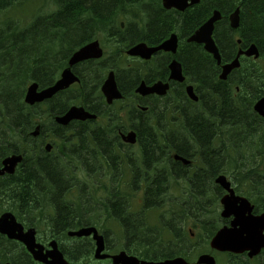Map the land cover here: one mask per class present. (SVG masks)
<instances>
[{
	"label": "flooded vegetation",
	"instance_id": "1",
	"mask_svg": "<svg viewBox=\"0 0 264 264\" xmlns=\"http://www.w3.org/2000/svg\"><path fill=\"white\" fill-rule=\"evenodd\" d=\"M226 1L229 3L227 6H225ZM242 1L243 0H199L197 4L189 5L185 9H183V11H178L173 8L170 10L165 9L162 3L163 0H152L145 7L155 10L157 13L158 17L155 19V21L157 22V26L159 27V36L155 33V30L153 28L154 25H151L152 17H150L147 24L143 23L144 25L143 27H141L143 28V31H139L138 29L136 30V32L139 34V38H141L142 41L135 40V43L131 46L137 43H144L148 47H156L161 44L162 41L171 36V34L173 33L169 30L171 27L177 28L178 26L182 29L181 32H178L177 34L179 46L175 55L172 53L157 52L149 61H143L140 58L136 57H128V55L126 54L125 43L129 42L130 39V27L135 26L139 28V26H137L136 24L128 25L124 21H115L112 19H95L73 22L75 23V25L72 27V29L76 26L77 22H79L77 27H79L81 24L90 25L91 27L87 28L86 34H83L81 36L77 35L78 38L71 43L73 44V46H70V49H75L72 51V53L78 50L82 44L85 45L93 41H98L104 52V59L102 61L88 60L72 66V73L80 80V84L72 86L74 90V104L78 107H83L86 111L95 113L99 116H104L108 112L109 119L111 118V112H113L114 114H117L120 122H126L129 125H113V131L106 133V137L101 139L104 143L102 145H98L96 142H91V139H93V133H90L92 135V138L90 140H87L83 147H79L78 145L76 146L75 161L77 164H75L74 167L81 168L83 171L86 170L87 172L92 170L95 174L97 173L98 179L92 181L85 179L60 181L62 185L58 186L63 188L58 189L60 190V193L64 191L65 187H67L68 189L65 190V192H71L72 194L62 196L60 198V195L55 196L51 194V196L53 197H50V199H52L53 202L58 200L57 198H59L63 202L61 206L62 212L47 213L45 228L43 230L36 229L35 241L43 248V254H47L48 252H50L53 246H56L57 250L63 256V259L67 264H113L112 258L114 256H117L121 252H124L129 257L134 256L138 260H146L132 255L127 247L128 243H124L121 246L119 240L115 235L117 227L120 226L128 228L133 226L138 228L139 225L146 227L148 225V221L145 219V213L147 211L146 209L148 208L146 203H159V195L148 196L145 194L146 186H155L157 188L156 192H159V153H163L164 150H166L162 147L165 136H161V132H159V128L161 130L166 128V126L161 125L160 127L159 122L162 123L166 120L165 112L168 107L171 105L173 114L172 118L176 120L173 122V124L176 125V129L180 130V133L176 135L175 138H179L182 135H188L185 130L186 127L185 125H183L184 116L190 114L194 115V113H196L197 111L200 112L202 110V107H200L199 104L201 102V98L206 95L204 93L199 94L196 89V84L198 83L200 88L210 87L211 77H207L208 70L205 67V65H209L208 62L210 61V58L203 51V46L189 44L188 39L196 30H198V28H200L206 21L211 18L212 13L215 10L221 13V21L215 24L214 34L217 28H224L225 26L230 25L229 16L236 10H239L240 22H243V19L245 20V18L244 15L242 16V8H244V6H242ZM217 2H219L222 6L213 8V4H216ZM246 2V5L250 6L249 8H253L252 11L249 10V14H255V16L253 17L254 22L258 19V13L262 11L264 1L261 2V0H246ZM107 17L110 18L112 17V15L108 13ZM116 27L119 28L116 29ZM164 27H168V30L166 31ZM41 38L43 40H46L47 44L55 43L59 45L63 41L68 42L67 40L71 39V36H44ZM252 39H249L247 42H250ZM236 40L238 39L236 38ZM32 50L33 54L34 51L37 50V47H35L34 44ZM195 50H197V52ZM117 51H121L122 66H124L122 67V69L119 68L120 71L118 72L113 69L115 66V59L119 54V52ZM226 51L227 49H221L220 54L223 60L226 58L225 56H223ZM238 51L239 48L236 50V53ZM202 53L204 58L201 56ZM196 59H199L198 64L195 63ZM174 60L182 66V74L184 77L183 82L170 80L169 65ZM186 60L188 61V63L184 65L185 63L183 62H186ZM243 60H249V58H242L241 62H243ZM100 69H102L104 72H102V76H100ZM203 69H206L205 76L201 74V70ZM110 71L114 72L117 88L121 93L122 98L119 101L116 100L113 101L110 105H107L101 93V88L107 74ZM245 71L251 72L248 74L250 76H253L255 74V71L252 70ZM126 73H129L130 75L128 77H125L124 74ZM233 73L235 76H244L237 70H234L230 75H232ZM30 74V76L32 77V83H36V80L41 84L44 82L39 77H36L35 62L33 59ZM59 75L54 81L58 80ZM158 82L169 85V92L166 96L160 97L155 94H150L145 95L144 97H139L135 93V90L141 84H145L147 87H151ZM189 85L193 86L196 93L195 95L199 99L198 101H193L187 96L186 87ZM49 86L51 85L46 84V87L43 88H47ZM40 88L41 87H39L38 85L39 90L43 89ZM215 90L218 94L214 93V97L210 98L211 104H213V102H217L220 99H223V96H225L226 90L223 91L221 86L215 87ZM235 91H239L238 87L236 86ZM168 96L172 97V99H169ZM260 97L258 95L255 102ZM229 102L233 104L232 99L227 101L228 104ZM48 103L53 104L55 106V109H57L58 107L66 106V91L57 94L56 97L48 101ZM143 103L145 105L152 103V111L155 112V116L150 117L148 121H153L156 131H146V118L139 116L137 113V109L144 106ZM51 111L52 110L50 109L48 115H50ZM80 123L86 124V122L75 121L71 123L70 127H74L76 125H79ZM131 131L135 133V143L127 144L123 141L122 136ZM67 136L68 134L66 133L64 137L66 138ZM70 136L72 137L74 135L70 134ZM77 136L78 134H76V137ZM214 136L216 135L214 134ZM52 138L55 137L50 132L44 134L42 136L43 140L41 141V143H39L40 147L43 148V146L48 142H52ZM159 141H161L160 146ZM89 142L91 143L87 148V144ZM53 143L57 144L55 141H53ZM103 148L111 149V153L115 156L117 154V176L114 173V169H112L110 174H105L107 166L104 162L103 156L109 157L111 155L105 154L103 152ZM62 150L65 151V149L63 148ZM148 153H150L151 155L154 154V157L151 158L155 162L154 167L147 168L148 156H146V154ZM43 159L50 160L52 159V157L44 156ZM98 160L102 162L101 165L98 163ZM33 161H35L36 163H33ZM31 162L34 169L40 170V167L42 165L39 164L36 157H33L31 159ZM70 163L73 162L70 161ZM98 167H100V169H98ZM109 167H111V165ZM206 167L208 168V165H206ZM106 171H109V169ZM40 172L42 171L40 170ZM186 172L191 171L187 170ZM205 174H207L209 178L210 173ZM187 176L188 174H184L185 180H187ZM39 177L41 176L39 175ZM33 178L37 180L36 175H33ZM89 182L94 188H97L98 194L100 193V190L98 188L100 186H117L120 188H134V195L106 196L97 194L90 196L78 194L83 193V188L88 186ZM40 183H44V185L48 189L52 187V192H57L52 181L43 179L39 182V184ZM66 184L69 187L66 186ZM58 186L56 187V189L58 188ZM38 187L39 189H35L42 192L43 188L41 186ZM175 198L177 200L197 199L199 201H203L206 199L205 196H185ZM50 199L48 197L45 200L50 201ZM157 207L159 208V205ZM136 209H138L139 211L136 212ZM201 225V223H198L197 227ZM83 228H94L97 232V235L101 237V240L94 239L93 235L81 238L69 236V233L77 232ZM198 234L199 230H194V232H192V230H189L188 236L181 235L179 239L175 238L173 242L175 246L184 247L186 256H184L183 258L191 264H194L197 260V257L203 253L213 255L216 259H218V253L212 251L209 252V250L204 251L203 249L200 250L205 246L203 244L205 243L206 236L202 238V235ZM195 236H198V238L202 240V245H195L194 243H190V240ZM9 242L14 246L19 245L14 241ZM2 247L3 245L1 242L0 250L2 249ZM101 247L102 252L100 256H106V258L95 259V252L98 248ZM196 251L204 252H202L201 254L198 253L197 255ZM26 258H28L30 264H41L35 262L32 259L31 255H26ZM166 259L167 258H165L164 255H161L159 257V260H155V262L164 261ZM49 260L50 258H48V261ZM121 264H126V262L124 261Z\"/></svg>",
	"mask_w": 264,
	"mask_h": 264
},
{
	"label": "trees",
	"instance_id": "2",
	"mask_svg": "<svg viewBox=\"0 0 264 264\" xmlns=\"http://www.w3.org/2000/svg\"><path fill=\"white\" fill-rule=\"evenodd\" d=\"M56 1L59 9L53 15L48 17L50 21L47 23H41L42 18H38L35 29L33 31H28L27 28L20 29L16 23L11 19L12 16L8 17V13L14 14L16 9L22 2V0H0V128L4 129L0 131V159L8 156L10 154H22L24 156V161L22 167H25L20 171L19 177H11L10 179H1L0 180V201L2 200L3 206L0 205V210L6 209L15 213L17 219L20 221L30 220V217L38 215L41 219L49 211H55L57 213L62 212L61 206L63 202L59 199L62 196L71 195L72 193L63 192L60 193V190L63 189L58 185H61L60 181H64L67 175L72 173L70 166L68 168L59 169L56 168L55 164L52 163H39L42 165L40 170L34 169L31 161L28 162L29 148L27 144L28 133L33 128V121L36 118H42L45 113L38 111L37 109H31L27 106H24L22 103L23 87L26 83L25 81L29 80L30 72L28 67V58L33 51H28L30 47L29 44H34L36 46H44L47 44L46 40L33 41L30 38L40 39L46 33V31L52 28L54 32H61V34H66L71 36V39L67 40L69 43H72L78 38L77 35L86 34L87 28H90V25L81 24L79 27L75 25V21L83 20H95L104 19L105 16L110 13L113 15L119 10L122 13V16L125 20H130L136 18L138 21L147 24L148 19L151 18V25H154V30L156 35L159 34V27L155 19L158 17L157 13L153 9H148L147 6L152 0H54ZM127 9V11H126ZM255 11V10H254ZM258 12V11H257ZM258 24L254 25L253 17L255 14H249L248 10H245L243 13L245 18V23L243 24L242 33L244 38L256 40L257 43L261 44L260 41H263L264 44V15L262 12H259ZM12 22H11V21ZM54 20V21H53ZM114 20V19H112ZM116 21V20H115ZM82 29V31H81ZM114 31V29H113ZM60 35V34H59ZM129 43H133L135 40H142L139 38V34L135 30H131ZM73 45V44H70ZM225 45H229L228 42ZM230 54V52H227ZM199 61L195 62L198 64ZM197 66V65H196ZM205 71L201 70V74L205 76ZM37 76V73H36ZM243 80V79H242ZM215 81V78L214 80ZM250 85L255 87L254 79H251L248 75L245 76L243 86ZM217 85L222 87V90H227L229 93L225 92L223 99L218 100L217 102L210 103V98L214 95H207L201 98L199 104L202 107V110L197 111L194 115H186L183 118V125L186 127V132L188 133L187 139L179 137L177 140L175 136L180 133V130L173 128L171 130H165L159 128L161 136L164 137L163 145L167 142L165 148L168 151H173L182 157H189L190 155H198L200 162L208 165L211 179H213L219 172H228L232 173L234 177L235 190L240 191V189L246 191L245 188L255 187L253 191H247L254 195L257 199H254V203L264 208V172L258 173L260 170L256 167H250L245 169L243 172L245 180H252V182L245 183L241 182L238 173H240L239 168H231L225 164H251V165H264V124L255 122L254 118H249L250 123L253 121L254 124L248 126L241 125L242 115L234 110L233 104L227 101L231 99L233 95L231 89V83L219 82ZM222 91V93H223ZM214 93H217L214 92ZM213 93V94H214ZM258 93V91H257ZM218 94V93H217ZM226 97V98H225ZM232 99V102L237 106H246L243 104L242 100ZM225 102V104H224ZM223 104V105H222ZM222 105V106H221ZM68 106V105H67ZM59 108L56 111L57 114H63L68 107ZM38 108V107H36ZM246 109V107H245ZM244 109V110H245ZM248 109V107H247ZM246 113L248 114V110ZM165 117L168 116L169 119L165 121V124L171 126L174 121H176L172 114L171 105L165 112ZM155 116V112H151V117ZM160 116V113H159ZM264 123V120H262ZM161 122H159L160 124ZM247 124V122H246ZM182 125V126H183ZM45 127H43L44 130ZM59 129L51 133L62 134ZM146 131H156L155 124L153 127L147 126ZM77 131L78 138L76 137V142L79 147H83L86 143L85 133H93V139L91 142H96L98 145L104 144L102 138L106 137V133L112 132V129H109V125H99L92 129L89 126H83ZM214 134L216 136H214ZM89 142L87 148L89 147ZM161 142V141H159ZM162 145V146H163ZM76 149V148H75ZM154 151V150H153ZM105 154L111 155L104 158V162L107 166L105 174H110L112 169L117 176V154L116 156L111 153V149L103 148ZM76 153V152H75ZM161 153H159L160 155ZM167 155H169L167 153ZM76 154L71 155L70 159H73ZM147 159L153 158L150 153L146 154ZM115 159V160H114ZM33 163H36L33 161ZM98 163L101 165L102 162L98 160ZM173 164L172 162H170ZM153 164V162H151ZM111 165V167H109ZM225 166V168H224ZM72 167V166H71ZM73 169V168H72ZM100 169V167H98ZM262 171V170H261ZM40 173L44 176V179L52 181L55 185V190L57 192H52L53 188H48L44 183H40ZM94 173L90 170L89 174ZM57 174V176H56ZM33 175L37 176V180L33 178ZM61 175V176H60ZM95 173L89 176V179L95 180ZM41 176V175H40ZM97 176V173H96ZM59 177V178H58ZM65 178V179H64ZM35 179V180H34ZM98 179V177H97ZM208 176L207 174H201L193 183V187L197 190L198 193L205 191L208 188L207 184ZM253 180L256 181V184H253ZM60 182V183H59ZM203 182L206 184L202 185ZM57 183V184H56ZM59 183V184H58ZM39 184V185H38ZM93 184V183H92ZM33 186L39 189L38 186L43 188L42 194L46 198L53 197L52 195L59 196L58 200L46 201L43 199V203H40L38 197H35L33 192ZM58 188L56 189V187ZM173 188L167 179L159 181V197L172 196L169 193L170 189ZM107 189V194L112 195H127L133 194L134 189L118 188L117 186L112 191V188H102ZM120 190L121 192H119ZM213 191V187H209L207 191ZM218 190V189H217ZM52 192V193H51ZM60 193V194H59ZM148 196H154L153 192L147 191ZM82 195H87L88 192L80 193ZM54 196V197H55ZM167 204V201L159 199V206ZM147 206L158 205L147 203ZM45 207V208H42ZM127 231L126 239L129 244L142 246V244H137L136 241L141 240L142 236L140 230L137 227H128L124 229ZM144 245V244H143ZM145 246H143L144 248ZM152 249L149 252H143L142 249L138 251L141 252L145 259L152 254V257H156L159 254V249L155 250L154 245L151 246ZM171 245H168L165 251H161L160 254L171 256L174 254V251H170ZM134 251V250H133ZM152 251V252H151ZM10 252L4 247V251L0 250V264H3L5 261H11ZM19 253L22 254V251L19 250ZM151 253V254H148ZM12 264H22L14 262ZM25 264V263H24Z\"/></svg>",
	"mask_w": 264,
	"mask_h": 264
},
{
	"label": "water",
	"instance_id": "3",
	"mask_svg": "<svg viewBox=\"0 0 264 264\" xmlns=\"http://www.w3.org/2000/svg\"><path fill=\"white\" fill-rule=\"evenodd\" d=\"M178 0H167V7L170 6H178ZM185 2V0L183 1ZM236 17V16H234ZM233 20H236L233 19ZM213 26L212 21L208 24L203 26L194 36L193 40L201 43H205V48L208 52L217 54L216 49L210 39V35L212 32ZM198 36L200 39H198ZM159 49H164L165 51L174 50L175 45L173 42H166L160 48L156 49H147L144 45H138L132 48L128 54L130 56H138L143 59L150 58L151 54L155 51H159ZM255 53V50H252L248 55H252ZM257 53V51H256ZM101 56V52L96 50L95 44H91L86 48L82 49L80 52L74 55L73 59L71 60L70 64H74L78 61L88 59V58H99ZM217 58V56L215 57ZM235 64L230 66L224 67L222 78H225L227 72L234 68ZM172 76L171 78L174 80H179L180 75V67L178 64L173 63L171 66ZM71 74L68 71L63 73L62 81L57 85L56 88L46 90L41 92L40 94H36L35 86H31L28 89L25 102L28 104H33L34 102H41L44 99L51 97L58 88H61L63 85L66 86L67 84L71 83ZM147 89L144 86H141L139 92H144ZM166 87L162 86L161 84L155 85L152 89V92L163 94ZM102 92L107 98L108 102H111L112 99L119 98L117 95L115 84L113 80V75L111 74L107 81L105 82ZM255 111L259 112L261 116L264 117V98L258 102L255 106ZM94 116H90L84 112L83 109H76L72 108L65 116L61 118H57L56 121L59 124L67 125L71 120H86V119H93ZM37 132V130H36ZM34 133L36 135L37 133ZM127 142L133 143L134 137L132 135H128L124 138ZM48 149V148H47ZM175 160H180L178 157H174ZM21 158L13 156L4 161V168L0 170V176L4 173L12 174L14 169L18 163H20ZM184 163H186L184 161ZM218 183L222 185L225 190L229 191V196L224 197L221 201L223 205V217H230L234 216V220L231 223V229H223L221 230L217 236L211 242V248L216 249L218 251H228L232 253H244L246 251L249 252V256H255L259 253V251L264 248V236L262 235L264 231V215L259 217H252L250 216L252 208L250 207L249 203L241 198H237L234 196L233 192L229 189V184L225 182V179L219 178ZM246 215V216H245ZM93 230H84L78 233L71 234V236H88L92 233ZM0 233L6 235L9 239L18 240L26 247L27 251H29L35 260L47 263V264H63L61 260V256L58 252H51V259L52 262H47L46 257L42 255L41 248L34 244V232L33 230H29L26 233H23L22 227L16 223L15 218L7 213L0 217ZM56 249V248H55ZM37 250V251H35ZM101 249L96 251V254H99ZM128 259L133 261L136 264V260L134 258H126L124 254H120L114 258V264H119L122 259ZM140 264H187L181 259L175 260H168L163 263H145L142 262ZM196 264H214V261L207 257L201 256Z\"/></svg>",
	"mask_w": 264,
	"mask_h": 264
},
{
	"label": "rangeland",
	"instance_id": "4",
	"mask_svg": "<svg viewBox=\"0 0 264 264\" xmlns=\"http://www.w3.org/2000/svg\"><path fill=\"white\" fill-rule=\"evenodd\" d=\"M24 1L25 0H22L21 6L23 5ZM51 1H53V0H51ZM47 3H48V0H29L28 6L22 11V14L23 15L19 16V12L20 11L19 10H16L15 13H14V15L12 13H8L7 16L8 17H10L11 15L14 16L13 21L18 25V27L20 29L23 30L24 29V26H25V19L28 20V19L34 18L37 21L38 18H40L41 15H43V12H44V9H46V4ZM26 4H27V2L22 7H25ZM55 11H56V7L50 6V7H48L46 14L53 13ZM42 22L48 24L51 21L50 20H44ZM34 24L35 23H33L31 25H34ZM175 139L177 140L178 138H175ZM79 176L82 178V175L81 174H79ZM174 195H177V192H174ZM0 205L3 206L2 200L0 201ZM34 218H35V215H34V217L31 216L30 217V220H33L34 221ZM214 218H215V216L213 215L210 218V220L213 221ZM24 221H26V220H24ZM217 221H218V219H217ZM25 223L26 222H24L23 224H25ZM36 223H37L38 228L40 230H43L44 229V224H40L39 222H36ZM17 263H19V262H17Z\"/></svg>",
	"mask_w": 264,
	"mask_h": 264
},
{
	"label": "bare ground",
	"instance_id": "5",
	"mask_svg": "<svg viewBox=\"0 0 264 264\" xmlns=\"http://www.w3.org/2000/svg\"><path fill=\"white\" fill-rule=\"evenodd\" d=\"M56 176H57V174H56ZM60 176H61V175H60ZM58 178H59V177H58ZM64 179H65V178H64ZM65 180H66V179H65ZM67 182H68V181H67ZM59 183H60V182H59ZM59 183H58V184H59ZM56 184H57V183H56ZM61 185H62V184H61ZM66 186H68V185L66 184ZM68 187H69V186H68ZM66 188H67V187H66Z\"/></svg>",
	"mask_w": 264,
	"mask_h": 264
}]
</instances>
